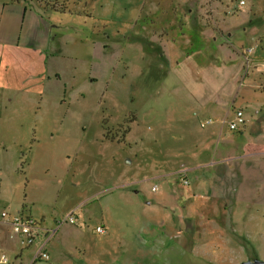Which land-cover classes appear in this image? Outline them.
Here are the masks:
<instances>
[{"label": "rangeland", "instance_id": "1", "mask_svg": "<svg viewBox=\"0 0 264 264\" xmlns=\"http://www.w3.org/2000/svg\"><path fill=\"white\" fill-rule=\"evenodd\" d=\"M35 2L62 55L0 68V211L42 230L26 246L0 223V264L264 261V0ZM205 27L215 59L249 56L232 104L248 133L230 145L169 72Z\"/></svg>", "mask_w": 264, "mask_h": 264}, {"label": "crops", "instance_id": "2", "mask_svg": "<svg viewBox=\"0 0 264 264\" xmlns=\"http://www.w3.org/2000/svg\"><path fill=\"white\" fill-rule=\"evenodd\" d=\"M52 15L53 12L37 7L35 0H0V68L7 67L8 62L22 63V66L26 68L29 63L44 61L48 64L51 58L57 60L58 57H61L62 43L60 39L59 41L57 39L62 37V27L52 20ZM53 30L56 31L54 34ZM206 31H208V27L197 30L194 35L189 33L192 40L195 39V43L192 45L194 49L184 51L183 56L170 59L168 54L166 55L169 61V72L176 75L181 82L193 84V87L187 88L186 93L199 106L194 114L197 115L204 110L208 112V118L219 120L216 122L219 125L216 132L217 139L230 145L239 136L248 133L246 122L243 126L231 130L226 125V119L229 118L231 121L234 117L235 108L232 104L234 98L238 96V92L233 82L234 80L238 82L239 78L242 82L248 76L246 66L249 56H243V59L241 54H236V57L231 58L228 62L215 59L212 50L206 45ZM58 32L59 35L56 36ZM180 35L183 34L179 32L177 38ZM166 40L164 44L167 46L169 42H176L177 39H173V41L171 37L166 36ZM185 42H188L187 39ZM172 62H174L173 65ZM200 69L204 76L202 81H199L202 78L199 79L196 76V74L198 75L197 70ZM239 109L242 110V107ZM259 110L260 107L255 109V115L259 114ZM255 115L253 116L256 120L255 124L259 128V134H262L264 118L261 117V114L255 118ZM243 147L244 145L240 147L238 155L233 156L226 153L225 158H241L243 153L240 151ZM0 223L5 224L3 221ZM40 230L42 228L39 223L38 236ZM44 243L35 249L34 256L44 248ZM20 257L18 256V258Z\"/></svg>", "mask_w": 264, "mask_h": 264}, {"label": "built area", "instance_id": "3", "mask_svg": "<svg viewBox=\"0 0 264 264\" xmlns=\"http://www.w3.org/2000/svg\"><path fill=\"white\" fill-rule=\"evenodd\" d=\"M252 51L253 49H248V53H251ZM211 121L212 119L209 118L201 122L200 125L201 127H203ZM244 124L245 118L243 115V111L235 110L234 117L231 121H229L228 127L231 130H234L240 126H243ZM181 179L184 185H188V180L186 178L182 177ZM0 221L5 222L11 228L13 235L19 237L26 246L33 244L38 236L39 222L31 215L23 214L22 212H20L19 214L11 215L7 211L2 210L0 211ZM67 221L71 224H74L75 218L72 215H69ZM96 230L99 233L104 232L101 226H98ZM35 259L47 260L48 254L45 250L42 249L38 251L37 254L33 257V260ZM0 262L6 263V256H1Z\"/></svg>", "mask_w": 264, "mask_h": 264}, {"label": "water", "instance_id": "4", "mask_svg": "<svg viewBox=\"0 0 264 264\" xmlns=\"http://www.w3.org/2000/svg\"><path fill=\"white\" fill-rule=\"evenodd\" d=\"M61 264H69V263H61ZM239 264H264V261L263 260L254 259V260L242 261Z\"/></svg>", "mask_w": 264, "mask_h": 264}, {"label": "trees", "instance_id": "5", "mask_svg": "<svg viewBox=\"0 0 264 264\" xmlns=\"http://www.w3.org/2000/svg\"><path fill=\"white\" fill-rule=\"evenodd\" d=\"M129 129V128H128Z\"/></svg>", "mask_w": 264, "mask_h": 264}]
</instances>
